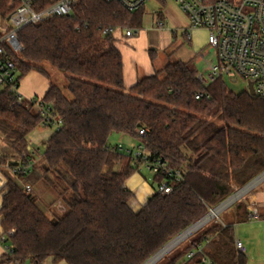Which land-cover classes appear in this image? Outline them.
I'll return each mask as SVG.
<instances>
[{
    "label": "trees",
    "instance_id": "16d2710c",
    "mask_svg": "<svg viewBox=\"0 0 264 264\" xmlns=\"http://www.w3.org/2000/svg\"><path fill=\"white\" fill-rule=\"evenodd\" d=\"M8 2L0 0L2 20L11 13ZM144 10L130 11L118 1L78 0L72 15L19 32L24 49L14 59L20 79L32 71L49 77L41 66L49 63L67 74L73 98L55 84L41 97L61 125L47 141L45 167L17 175L32 186L44 182L67 211L48 215L33 191L8 181L0 207L1 234L14 231L7 262L43 264L53 257L68 264H144L264 170L260 98L231 91L224 78L203 86L197 68L181 60L124 91L117 43L127 29L142 26ZM199 91L209 96L197 99ZM14 101L8 91L0 92V166L11 169L32 156L28 136L43 120L30 103ZM114 134L135 139L150 158L181 173L180 180L154 174L156 185L168 181L170 193L155 191L138 211L133 209L135 194L126 181L143 166L115 148ZM235 239L234 225L213 221L165 264H198L186 255L200 244L214 264H246Z\"/></svg>",
    "mask_w": 264,
    "mask_h": 264
},
{
    "label": "built area",
    "instance_id": "2783aa9c",
    "mask_svg": "<svg viewBox=\"0 0 264 264\" xmlns=\"http://www.w3.org/2000/svg\"><path fill=\"white\" fill-rule=\"evenodd\" d=\"M118 1L130 11L138 10L145 5L147 0H106ZM187 16L189 25L183 28V37L190 41L191 32L195 29L207 31V43L215 48L216 59L205 61L206 68L197 69V79L203 86L217 78L229 77L236 80L242 78L253 82V95L264 101V0H173ZM78 0H55L47 5H42L41 0H9L8 6L11 13L0 28V92L8 91L15 97L14 103H30L43 117L41 126L44 128L59 127L61 120L54 114L50 104H45L40 97L27 99L20 90V72L17 68L15 57H20L24 47L19 39V32L32 24H36L58 16H70ZM165 27L164 21L159 17L157 28ZM140 28H129L125 36H137ZM205 60V58H204ZM206 95L205 92L196 93L199 99ZM142 137L146 135L143 129L138 130ZM115 148L125 151L141 162L143 167L153 174L166 172L180 180L181 173L170 168L162 159L150 158L142 144H133L126 147L122 143ZM35 166L33 156L27 157L24 162L13 169L17 176L20 173H30ZM24 188L32 191V185L26 183ZM156 191L170 193L172 186L167 180H162L156 185ZM213 211V208L210 209ZM209 210V211H210ZM221 212L213 218L219 220ZM212 218V219H213ZM258 218V209L253 208L249 219ZM9 234L0 235V242L4 245L7 254L12 253L8 242ZM236 248L241 253L245 248L241 240L235 239ZM197 258L198 264H214V261L205 253L204 244L190 250L186 259ZM17 264V263H15ZM26 264H35L28 262Z\"/></svg>",
    "mask_w": 264,
    "mask_h": 264
},
{
    "label": "crops",
    "instance_id": "0c3cea01",
    "mask_svg": "<svg viewBox=\"0 0 264 264\" xmlns=\"http://www.w3.org/2000/svg\"><path fill=\"white\" fill-rule=\"evenodd\" d=\"M188 25L189 20L187 19L185 24H174L173 27L183 29L187 28ZM173 27L166 26L162 29L157 27L149 28V30L146 31L142 30L136 37L125 36V38H127L126 47L129 48L127 56L124 55L123 49H119L123 56L124 83L126 88L129 89L141 77L151 75L157 70L158 67L153 60L154 55H156V49H149V45L162 47L163 49L174 46V43L178 41L176 36H174L176 34L172 32ZM122 36L123 35L120 36V39H122ZM191 36L192 38L190 41L176 43L174 50L178 52V60L191 61L195 64L199 62L205 64V61H208V55L204 50L207 44V31L205 29H195L191 32ZM200 38H203V42L200 41ZM183 43L188 46L182 45ZM117 45L119 47V41ZM196 68L200 69L201 66ZM50 85L51 83L47 77L36 71H32L21 79L20 90L27 99L32 97L41 98L48 91ZM37 128L35 130H37ZM35 130L28 136L29 148L35 160L34 169H43L46 165L44 159L45 150L42 152L39 146L47 143L49 137L53 133L47 137V140H44L42 138L40 139V137L35 134ZM118 136L121 140L118 143H122L123 145L124 143L122 140L126 138L129 139L127 136ZM118 143L112 144L115 145ZM133 144H135V142L130 143V146ZM10 180L16 182L20 187H24L25 185V182L19 179L11 168L6 165L0 166V207L3 188ZM257 185V187H253V191L250 192L249 190V194H247V192V195L244 194L242 198L239 197L221 211L222 213L220 214L226 224L235 226V236L242 241L245 248L243 254L246 257V264H264V182H260ZM126 186L135 194L132 201V207L135 211H138L147 202L148 197L156 191V184L151 183L144 177L141 167L127 179ZM32 188V191L37 197V205L43 212L47 213L50 211L63 214L67 211L62 200L59 199L57 194L46 186L44 182L40 181L34 184ZM239 195L240 193L236 195V197ZM253 208L258 209L257 219H249V214L252 212ZM1 233L2 228L0 226V235H2ZM5 255L6 251L4 245L0 242V264H15L7 262ZM43 264L68 263L65 260L55 261L53 257H49Z\"/></svg>",
    "mask_w": 264,
    "mask_h": 264
},
{
    "label": "rangeland",
    "instance_id": "374dc122",
    "mask_svg": "<svg viewBox=\"0 0 264 264\" xmlns=\"http://www.w3.org/2000/svg\"><path fill=\"white\" fill-rule=\"evenodd\" d=\"M144 9L145 10H144V16H143V23H142V26L140 27L141 31L142 30L146 31V30H149V28L157 27V21L159 20V12H162V14H163V17L161 19L164 21L165 27L166 26L167 27L168 26L173 27L174 24L183 25L187 22V19H188V18H186L187 16L181 11L179 6L173 0H165L164 4L162 2L157 1V0H147V2L144 5ZM2 23H3V20H2V17L0 16V28H1ZM172 32L176 34L174 36H176L177 41H178V42L174 43V46H171L168 49H163L162 47H156V46H150L149 45V49H156V51H155L156 55H154L153 60H154L155 65L158 68L163 67L167 63H172V62L178 60V52H176V50H174V47L176 46V43L178 44L179 42H183V41L185 42L186 41L185 38L183 37V31L181 28L178 29V28L173 27ZM123 36H122V39L119 40V48L123 49L124 55L127 56L129 48L126 47V43H127L126 39L127 38H125V32H123ZM200 41L203 42V38H200ZM182 45L188 46L184 43ZM204 50H205V53L208 55L207 59L209 62L216 59L215 48L213 46H211L210 44L207 43L206 46L204 47ZM191 64L194 67L195 66L196 67L201 66V68H203V69L206 68V66H205L206 64H203L201 62L196 63V64L194 62H191ZM41 66L49 74V77H47V79L50 81V83L59 86L61 88V90L64 92V94L69 99H72L73 96L67 88V84H68L67 74L56 69L55 67H53L49 63H43ZM224 80L226 81V83H227V85L231 91H233L235 93L247 91L248 93L253 95V91H254L253 90V82L251 80H245L242 78H237L236 80H233V79H230L229 77H225ZM128 90L129 89L125 87L124 91H128ZM55 131H56L55 128H44L42 126H39L37 128V130H35V134L37 136H39L40 139L42 138L44 140L45 139L47 140V137H49ZM130 138L131 137H129V139L126 138V139L122 140L126 147H129L130 143L135 142V139L132 140ZM117 140H119V141H117ZM120 141L121 140L119 139L118 134H114L110 138L111 143H118ZM46 144L47 143L41 144L39 146V148L41 149L42 152L45 150ZM141 171L147 180H149L151 183H154V181H153L154 174L149 169H147L146 167H141ZM260 182H264V178ZM257 186H259V185H257ZM239 188H241V187H237L236 190H238ZM254 188H255V186H254ZM254 188H252V190H250V192L253 191ZM247 194H249V192ZM47 213H48V215H51L52 212L49 211ZM216 220H218V219L213 218V219L209 220L205 225H203L198 230H196L194 233H192L188 238H185L182 242H180L178 245H176L174 248H172L170 251H168L162 258L157 260L154 264H165L169 260L170 257L174 256L177 252L181 251L188 244V242L191 239H193V237H195V236L199 235L201 232H203L205 230V227L209 223H212L213 221H216ZM219 220L223 221V218L220 215H219Z\"/></svg>",
    "mask_w": 264,
    "mask_h": 264
},
{
    "label": "water",
    "instance_id": "95a60500",
    "mask_svg": "<svg viewBox=\"0 0 264 264\" xmlns=\"http://www.w3.org/2000/svg\"><path fill=\"white\" fill-rule=\"evenodd\" d=\"M263 178H264V171L260 173L258 176H256L254 179H252L250 182H248L247 184H245L244 186L236 190L232 195L226 198L223 202H221L219 205L214 207L213 210H217V212L223 211L225 208H227L231 203H233L239 197L242 198L244 194H246L249 190H251L254 186H256L260 181H262ZM238 193H240V195L239 197H236ZM211 212L212 211L210 210L204 217H202L200 220H198L193 225H191L186 230H184L179 235H177L175 238H173L164 247H162L156 254H154L150 259H148L144 264H148L151 260L156 258L152 263L154 264L157 260L162 258L168 251H170L172 248H174L176 245L182 242L185 238H188L192 233H194L200 227L205 225L208 222L206 218ZM188 231L189 233L186 234Z\"/></svg>",
    "mask_w": 264,
    "mask_h": 264
},
{
    "label": "bare ground",
    "instance_id": "6f19581e",
    "mask_svg": "<svg viewBox=\"0 0 264 264\" xmlns=\"http://www.w3.org/2000/svg\"><path fill=\"white\" fill-rule=\"evenodd\" d=\"M239 194V193H238ZM237 194V195H238ZM239 197V196H238ZM217 214V210H213L208 216H207V218H206V220H211L212 218H213V216H215ZM189 233V231L186 233V234H188ZM185 235V234H184ZM156 258H154L153 260H151L148 264H151L154 260H155Z\"/></svg>",
    "mask_w": 264,
    "mask_h": 264
}]
</instances>
